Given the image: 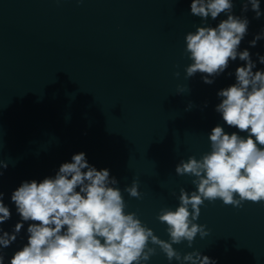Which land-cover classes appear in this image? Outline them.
Here are the masks:
<instances>
[{"label": "water", "instance_id": "water-1", "mask_svg": "<svg viewBox=\"0 0 264 264\" xmlns=\"http://www.w3.org/2000/svg\"><path fill=\"white\" fill-rule=\"evenodd\" d=\"M246 0H233L232 14L249 21L239 51L247 49L264 70V0L255 18ZM191 0H0V192L11 218L0 225L12 233L21 222L12 193L22 182L54 177L62 163L85 153L97 170L118 181L126 212H135L160 239L167 225L157 216L175 209L180 188L191 193L194 177L175 173L176 165L210 151L208 138L219 125L217 93L236 82L238 57L224 73L203 82L197 73L185 79L191 63L185 36L197 26L216 27L227 19L203 21L190 14ZM179 73L176 76L175 73ZM133 179L141 198L124 188ZM191 211V209H190ZM209 235L173 245L182 255L198 250L217 264H264V202L240 208L217 199L205 201L197 221ZM8 248L4 264L27 243V228ZM142 264L169 262L158 246Z\"/></svg>", "mask_w": 264, "mask_h": 264}, {"label": "clouds", "instance_id": "clouds-1", "mask_svg": "<svg viewBox=\"0 0 264 264\" xmlns=\"http://www.w3.org/2000/svg\"><path fill=\"white\" fill-rule=\"evenodd\" d=\"M249 4L259 19L260 0H246L242 10L247 11ZM232 10L233 0H191V15L207 21L225 13L227 19L216 27L197 26L186 34L185 53L191 63L184 71L185 79L201 73L203 82L212 84L209 77L224 73L231 61L238 57L245 62L235 70L236 82L218 91L222 99L215 111L227 126L246 135L228 134L217 125L208 136L209 152L176 165L177 175L194 177L195 190L189 193L180 188L178 206L160 210L157 219L167 225L170 240L160 239L135 212H126L115 177L106 168L97 170L80 152L71 162L62 163L54 177L22 182L12 193L21 222L12 233L0 228V264L5 259L2 249L16 241L23 222L29 221L27 243L12 255L9 264H142L156 254L149 242L158 246L169 262L217 264L198 250L182 255L173 245L187 241L191 248L197 235H209L204 225L194 222L205 201L219 199L236 208L244 202H264V70L253 71L256 63L250 52L238 50L249 21L233 15ZM261 38L264 32L257 34L250 46L255 47ZM257 56L264 64V56ZM124 191L141 198L135 179ZM10 218L0 192V225Z\"/></svg>", "mask_w": 264, "mask_h": 264}]
</instances>
